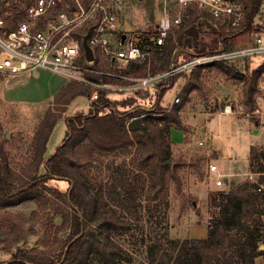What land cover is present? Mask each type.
I'll use <instances>...</instances> for the list:
<instances>
[{"label":"trees","instance_id":"16d2710c","mask_svg":"<svg viewBox=\"0 0 264 264\" xmlns=\"http://www.w3.org/2000/svg\"><path fill=\"white\" fill-rule=\"evenodd\" d=\"M31 1L15 13L11 20L13 26L23 19L24 9ZM240 1L244 5L242 31L225 30L223 25L216 27L213 21L212 24L205 23L221 36L220 47L207 48L200 43L201 26L205 20H201V13L195 9L163 45H154L144 38L141 48L153 59L155 67L152 72L167 70L180 56L188 58L194 54L212 53L222 47L233 48V38L254 29V17L262 3V0ZM259 24L260 21L257 26ZM140 33L145 35L146 32ZM253 60L248 59L245 63L249 75L240 71L239 65L212 64L227 78L242 82V102L249 111L254 109L259 74L264 70V58L255 59L258 62L249 66ZM147 63L148 60L130 63L123 72L133 77L144 76ZM201 68L185 75L189 79L178 91L180 101L174 102L169 110L159 104L166 90L164 83H159L155 109L142 117L145 130L127 129L129 117L141 113L138 104L133 112L115 110L114 103L107 97V90L99 89L98 96L91 99L88 113L66 118L62 142L48 157H45L47 142L59 115L53 112V108L46 110L36 134L33 158L23 172H15L8 165L6 150L0 143V208L39 200L40 187H46V182L53 178L67 180V191L59 193L71 208L63 218L68 228L67 237L56 254H37L20 246L12 250V245H7L5 250L10 257L0 264H256V257L264 253L258 249L264 242V189L257 191L254 183L228 181L225 187L211 195L205 237L173 238L165 222V210L160 209L161 217H157L158 205L166 199L170 180L179 184L178 168L185 164L171 157L169 131L172 127L185 129L179 112L189 100L190 93L199 90ZM180 75L183 74L168 81ZM87 76L107 81L106 77L100 78L99 75ZM89 87L88 84L71 82L55 94L53 101L60 102L66 95L62 102L68 104L75 96L87 94ZM134 101L136 98L132 96L122 104ZM103 108L108 111L101 112ZM114 152L131 153L133 169L125 160L117 165H107L110 174L95 186L88 178L86 166L94 163L98 154ZM259 159H264V149L252 148L249 155L251 169H262L254 166ZM260 181H264V177ZM127 240L137 245L134 250L141 246L142 261L136 262L124 247Z\"/></svg>","mask_w":264,"mask_h":264},{"label":"rangeland","instance_id":"374dc122","mask_svg":"<svg viewBox=\"0 0 264 264\" xmlns=\"http://www.w3.org/2000/svg\"><path fill=\"white\" fill-rule=\"evenodd\" d=\"M30 1L0 0V18L8 27H12L11 20L15 13ZM174 2L175 0H127L128 18L122 19L121 27L138 32L152 31L167 5ZM201 20L205 22L201 26L200 43L207 48L220 47L221 36L205 24L212 22L203 18ZM259 21L264 23V0L254 17L256 25ZM222 28L226 29V26ZM252 37L254 30L250 29L249 32L233 38L231 42L234 47L242 46L250 42ZM179 59L182 60L183 56ZM147 60L146 71L156 73L152 72L155 65L150 55ZM258 60L248 63L249 66H254ZM246 74L249 75L250 70ZM184 78L185 81L189 79ZM71 82L76 81L41 69L18 74L0 72V143L6 150L7 162L13 171L23 172L32 160L36 134L48 108H53V112L59 117L49 136L45 157L51 155L61 144L66 130V118L77 113H88L95 90L91 85L87 94L75 96L68 104L62 102L66 95L61 97L60 102L53 101L55 94ZM198 85L199 90L190 93L189 100L179 112L185 129L172 127L169 131L171 155L176 153L177 159L185 162L178 168L180 182L177 184L170 180L166 199L157 209V213L160 209L166 212L165 222L169 235L180 239L202 238L207 234L211 195L220 189L213 185L212 177L207 173V164L214 162L221 171L241 173L250 168L251 149H264V128L256 123L254 114L249 110L248 113H220L227 103L242 102V82L227 78L211 64L201 68ZM180 88L177 89L176 84L166 88L161 98L165 105L160 106L169 110L172 105L168 102L174 101ZM158 92L156 88L144 94L138 93L143 99H136L127 105L122 103L132 96L124 94L123 91L107 89V97L114 103L115 110L130 112L138 104L139 112H144L145 108L154 111ZM107 111L108 108L101 110ZM198 140H203V145H199ZM214 150L218 157H215ZM124 160L131 165V153L98 154L94 163L86 166L88 178L98 186L110 174L107 165H117ZM129 167L133 169L132 165ZM134 172L139 173L136 169ZM228 181L241 182L244 181V176L232 174ZM68 186L67 180L53 178L46 182V187H40L39 200L0 208V262L10 257V253L5 250L7 245H12V250L20 246L37 254H56L61 249L68 233L63 218L71 208L59 191H67ZM157 217L159 219L161 213ZM262 217L264 220V215ZM124 247L134 256L136 262L144 259L139 253L141 246L134 250L137 245L127 240ZM255 262L264 264V253L259 254Z\"/></svg>","mask_w":264,"mask_h":264},{"label":"built area","instance_id":"2783aa9c","mask_svg":"<svg viewBox=\"0 0 264 264\" xmlns=\"http://www.w3.org/2000/svg\"><path fill=\"white\" fill-rule=\"evenodd\" d=\"M126 2L32 0L25 8L23 19L15 26L8 27L0 18V72L18 74L28 70H47L95 87L92 97L96 98L99 89L141 93L154 91L159 83H165L178 74L189 75L195 68L216 62L239 65L240 71L246 73L248 59L264 58V23L257 26L254 22V37L246 45L231 49L222 47L212 53L173 60L163 72L128 76L123 71L130 63H142L149 57V53L141 48L144 38L154 45H163L174 30L190 18L192 9L201 13L202 18L213 21L216 27L225 25V30L242 31L244 5L240 0H175L172 5H167L153 30L142 35L136 30L121 27L122 19L126 18ZM84 38L92 51V59H87L82 45ZM88 74L106 77L107 81L94 80ZM115 80L129 83L119 84ZM179 100V96L175 95L173 103ZM133 111L130 109V112ZM245 112L247 106L239 101L227 103L220 111L226 114ZM148 113H152L151 109L145 108L144 112L129 117L127 123L134 117L142 119ZM250 113L264 128V70L259 74L255 106ZM197 142L203 145V140ZM171 157L178 158L176 153ZM254 166H261L262 169L249 168L241 173H227L221 171L216 163L209 162L207 173L216 188L225 187L230 175L239 174L260 191L264 188V181H260L264 177V159H259Z\"/></svg>","mask_w":264,"mask_h":264},{"label":"water","instance_id":"95a60500","mask_svg":"<svg viewBox=\"0 0 264 264\" xmlns=\"http://www.w3.org/2000/svg\"><path fill=\"white\" fill-rule=\"evenodd\" d=\"M83 48L85 50L87 59H92V51L90 47L86 43V39L84 38L82 41ZM127 129L132 131V130H145V126L142 122V119L140 117H134L127 123ZM259 250H264V244H261L258 248Z\"/></svg>","mask_w":264,"mask_h":264},{"label":"crops","instance_id":"0c3cea01","mask_svg":"<svg viewBox=\"0 0 264 264\" xmlns=\"http://www.w3.org/2000/svg\"><path fill=\"white\" fill-rule=\"evenodd\" d=\"M126 18H128V15L126 14ZM181 57V56H180ZM184 77H186L185 75H180V76H178V77H176V78H173V80L171 79L170 81H168V82H165L164 83V86H166V88H168V87H172L173 85H177V89H179L182 85H183V82L185 81V78ZM184 79V80H183ZM120 84V83H119ZM193 92H196V91H193ZM138 93H141V92H138V91H126V93L124 92V94H127L128 96H133V97H135L137 100H142L143 99V97H140L139 96V94ZM144 94V93H143ZM140 103V102H139ZM170 105H172L173 104V102H168ZM159 104L161 105V106H163V105H165V104H163L162 102H161V100H159ZM164 107V106H163ZM214 152V154H215V157H218L217 156V152L214 150L213 151ZM224 172H226V171H224ZM227 173H234V172H227Z\"/></svg>","mask_w":264,"mask_h":264}]
</instances>
